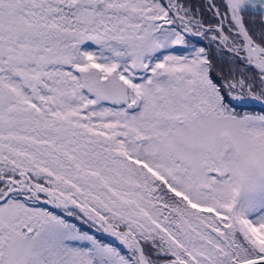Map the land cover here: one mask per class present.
<instances>
[{
  "label": "snow or ice",
  "instance_id": "snow-or-ice-1",
  "mask_svg": "<svg viewBox=\"0 0 264 264\" xmlns=\"http://www.w3.org/2000/svg\"><path fill=\"white\" fill-rule=\"evenodd\" d=\"M0 264H264V0H0Z\"/></svg>",
  "mask_w": 264,
  "mask_h": 264
}]
</instances>
